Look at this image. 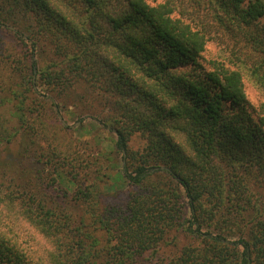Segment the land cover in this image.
<instances>
[{
	"label": "trees",
	"instance_id": "obj_1",
	"mask_svg": "<svg viewBox=\"0 0 264 264\" xmlns=\"http://www.w3.org/2000/svg\"><path fill=\"white\" fill-rule=\"evenodd\" d=\"M0 29L31 47L32 70L43 43L61 58L41 68L51 91L82 81L106 99L118 149L146 140L122 169L126 207L92 229L0 171V264H144L177 228L192 241L159 264H264V116L244 84L264 92V0H0ZM210 41L229 64L206 60ZM18 222L50 243L45 257Z\"/></svg>",
	"mask_w": 264,
	"mask_h": 264
},
{
	"label": "rangeland",
	"instance_id": "obj_2",
	"mask_svg": "<svg viewBox=\"0 0 264 264\" xmlns=\"http://www.w3.org/2000/svg\"><path fill=\"white\" fill-rule=\"evenodd\" d=\"M42 47L38 51L39 68L32 70L31 47L0 29V131L8 130L5 137H0V171L8 178L17 177L16 183L38 194L47 206L70 214L73 227L92 229L95 216L104 208L126 207L134 187L124 178L122 169L129 153L142 152L146 140L137 132L129 140L128 153L118 149L117 134L111 129L115 113L85 82L51 91L52 85L45 84L41 68L61 58L54 56L47 42ZM204 56L207 61L230 63L221 42L210 41ZM244 84L248 99L264 116V92L247 73ZM18 129L11 141H5ZM69 178H74L75 184ZM52 180L59 185H50ZM81 190H90L91 197ZM19 232L33 259L46 256L50 243L40 233L26 223ZM167 241L156 253L145 254L144 264L171 259L192 239L177 228Z\"/></svg>",
	"mask_w": 264,
	"mask_h": 264
}]
</instances>
